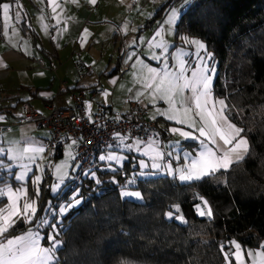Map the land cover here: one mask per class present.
Returning <instances> with one entry per match:
<instances>
[{"label": "trees", "instance_id": "1", "mask_svg": "<svg viewBox=\"0 0 264 264\" xmlns=\"http://www.w3.org/2000/svg\"><path fill=\"white\" fill-rule=\"evenodd\" d=\"M12 1L0 0V4ZM22 23L27 30L25 20ZM2 26L0 8V38ZM175 35L201 39L213 53L215 94L228 105L229 118L245 129L249 152L229 169L190 182L168 175L140 177L138 166L132 167L131 154L116 170L100 166L97 176L84 177L66 192L80 187L83 202L64 213L58 223L56 238L61 244L53 264H225L222 245L224 251L232 248L234 240L247 247L261 245L264 0H194L183 10ZM61 156L62 152L56 158ZM12 171H0V186L20 184L9 174ZM127 186L139 190L143 200L123 198L121 188ZM41 188L44 195L51 196L45 186ZM3 200L6 198L0 203ZM204 201L212 210L211 217L198 213L197 206L205 207ZM27 226L20 218L6 234ZM51 226L43 229L47 245Z\"/></svg>", "mask_w": 264, "mask_h": 264}, {"label": "crops", "instance_id": "2", "mask_svg": "<svg viewBox=\"0 0 264 264\" xmlns=\"http://www.w3.org/2000/svg\"><path fill=\"white\" fill-rule=\"evenodd\" d=\"M136 1L96 0L95 4L90 3L89 0H75V2L54 0V3H50L49 0L5 2L10 5V9L7 35L4 34L6 21L2 10L0 124H9L11 127L7 131L0 132V157H4L0 158V171L13 170L9 174L14 178L22 172L24 175L29 174L32 180L33 175L38 172L37 165L44 163L48 158L46 140L51 137L52 131L46 127H37L33 123L24 122L21 113L22 104L29 102L41 112L47 113L48 105L51 103L63 108L72 106L74 94L77 92L84 93L85 106L90 116L96 112L98 102L125 111L128 108L125 104L126 99H132L144 106L149 115L158 122L162 131L161 139L144 144L135 142L139 144L138 149L128 152L133 155L137 163L138 176L168 175L179 179L181 174L179 170L188 165L192 159L197 158L201 150L200 142L204 138L199 137L195 129L160 115L158 110H167L169 105L161 99H157L154 103L149 102L150 97L144 88L142 77L147 75L148 68L163 71L165 60L169 69L176 71L180 59L187 62L188 70L185 75L190 76L192 69L200 64L197 58L199 51L210 71L211 99L221 100L214 91L217 63L213 53L207 49L206 43L201 39L189 36L176 38L175 34L174 39L171 30L167 29L165 19L155 24V21L150 20L151 18L147 22V13H134L131 9ZM24 20L28 25L27 30L23 29ZM85 29L88 30V35L82 41ZM158 31L161 33L159 37L156 36ZM120 37L123 42L119 44ZM185 39L201 41L206 46L207 52L186 43ZM161 40L167 45L166 52L163 48L154 46ZM117 47L119 59L114 60ZM78 51L82 52L80 58L93 67L92 73L85 77H79L76 70ZM208 53L212 54L211 59H208ZM154 56L160 59H154ZM40 59H43V64ZM123 64H129L127 71H121ZM95 89L100 91L97 98H93L92 95ZM141 92L145 95L137 99V94ZM184 95L190 97L191 93L186 89ZM195 120L199 126V117L196 116ZM231 122L234 123L232 120ZM172 128L189 132L198 138L182 137L178 132H171ZM241 135L246 136L244 133ZM38 147H42L44 151L23 152L25 148ZM157 152L161 154V158L154 160L153 157ZM6 158L9 164L4 165ZM142 160L147 161V168L141 166ZM153 163L160 164V168H153ZM23 168L26 169L23 171ZM52 168L47 164V171ZM18 187L11 183L0 186V192L3 193L0 199L6 198L0 203V209L6 208L11 203L8 199L9 189L15 192L20 206L25 203L27 198ZM207 207H209L208 203ZM14 219L16 222L19 218ZM25 222L29 221L25 220ZM41 226L35 224L32 227L27 226L21 232L0 236V243H5L7 238L23 235L30 230L38 234L41 247L50 248L52 246L45 244L44 236L39 233L42 231ZM54 258L53 253V259L49 264H53ZM243 260L244 264H250L246 258Z\"/></svg>", "mask_w": 264, "mask_h": 264}, {"label": "snow or ice", "instance_id": "3", "mask_svg": "<svg viewBox=\"0 0 264 264\" xmlns=\"http://www.w3.org/2000/svg\"><path fill=\"white\" fill-rule=\"evenodd\" d=\"M49 2L54 3V0H49ZM89 2L95 4L96 0H89ZM0 8L3 10V17L6 21L4 34L7 35L10 5L3 3L0 4ZM53 12H55V8H53ZM17 17H19V13H17ZM174 18L175 11L173 10L172 19ZM45 30L47 29L45 28ZM87 35L88 30L85 29L82 41L87 38ZM160 35L161 33L158 31L156 36L159 37ZM185 42L195 45L198 50L207 52L206 46L199 40L185 39ZM154 46L163 48L165 52L167 51V45L164 44L163 40L155 43ZM211 55V53H208V59H211ZM153 58L160 59L156 56ZM197 58L200 60V64L192 69L190 76L185 75L188 70L186 68L187 62L180 59L176 71H171L165 60L163 71L148 68L147 75L142 77L144 88L150 97L149 102L154 103L157 99H161L169 105L167 110H158L160 115L166 116L168 120L195 129L199 133V137L204 138L200 142L201 150L197 158L192 159L188 165L179 170L181 181L200 180L220 169H228L234 162L244 159V156L250 150L248 139L246 136L241 135L245 132V129L237 127L226 115L228 105L225 101L211 99L209 68L205 63V58L199 55V51L197 52ZM186 89L191 93L190 97H185L184 92ZM143 95L145 93H138L136 98L139 99ZM196 116L200 119L199 126H197L195 120ZM170 131L173 133L178 132L185 138H198L177 128H172ZM43 151L42 147L25 148L23 150L24 153ZM159 158H161V154L157 152L153 159ZM100 159L103 160L105 157L101 156ZM107 159L113 160L118 159V157L109 155ZM140 163L142 167H147L143 161ZM152 167L159 169L160 164L153 163ZM169 171H171L170 166ZM17 179H22V176L17 177ZM39 181L40 177L37 176L36 182L39 183ZM0 195H3V193L0 192ZM124 195L139 197L140 193H124ZM8 199L11 203L6 208L0 209V236H5L9 232V229L15 223L14 218L22 217L24 220L31 221V217L36 213L34 202H25L20 206L15 197V192L11 189H9ZM204 204L206 211L199 210V214L211 217V208L207 207V201H204ZM176 210L179 211V206H176ZM168 216L172 217V213L169 212ZM49 240L52 241V247H41L38 234H34L30 230L23 235L7 238L5 243H0V264H49L59 243L54 235L49 236ZM230 244L232 248L229 251H224V246H221L225 264H233V260H235V264H244L241 245L236 241H231ZM261 249H264V245H261ZM247 255L251 260V264H264V250L249 251Z\"/></svg>", "mask_w": 264, "mask_h": 264}, {"label": "built area", "instance_id": "4", "mask_svg": "<svg viewBox=\"0 0 264 264\" xmlns=\"http://www.w3.org/2000/svg\"><path fill=\"white\" fill-rule=\"evenodd\" d=\"M161 52V51H160ZM82 52H76L75 63L79 77L92 73L93 67L83 61ZM42 64L43 59H40ZM129 64H123L121 71H127ZM99 90H93V98L99 97ZM127 110L120 111L98 102L96 112L90 116L85 106V96L82 92L74 94L72 106L60 107L56 103L48 105L47 113L41 112L29 102L22 104V120L37 127L51 129L52 135L46 140L49 160H55L67 143H72L75 153L74 164L78 166L75 178L71 181L74 188L83 179L86 172L97 170L101 166L100 157L111 150H117L122 145L135 142L147 143L159 140L162 131L158 122L152 118L147 109L138 101L126 99ZM9 124L1 123L0 132L10 129Z\"/></svg>", "mask_w": 264, "mask_h": 264}, {"label": "rangeland", "instance_id": "5", "mask_svg": "<svg viewBox=\"0 0 264 264\" xmlns=\"http://www.w3.org/2000/svg\"><path fill=\"white\" fill-rule=\"evenodd\" d=\"M193 1L194 0H137L136 3L134 4V7L131 10L137 14L147 13L148 14V18L146 19L147 22H149V18H152L155 20V24H158L160 23V21L165 19L167 29L171 30V34H173V38L175 39L174 37L175 29H176L175 24L180 18L183 10L187 7L188 4H190ZM173 10L175 11L174 19H172ZM122 42H123L122 37H120L119 44ZM114 54H115L114 60H118L119 59L118 47L116 49V53ZM138 147H139L138 143H133L129 146L122 145V147L118 150H111L105 154H102L101 156H104L105 159L103 160L100 159L101 169L116 170L120 167H123L124 163L129 159L128 152L133 150L136 151ZM63 150H64L63 156L59 158H55V160L53 161H50L49 158H46L47 160V161L45 160L46 162L44 161V163L38 164L37 165L38 172L36 175H33L32 180L30 179L31 176L29 174L24 175V173L22 172H20L15 177L16 180H20V184L18 185L19 186L18 188L20 189V192H22L26 196L27 199L25 200V202H32V201L36 202L35 203L36 213L31 217V221L26 223L25 220L22 217H20L21 221H23L26 225L31 227L35 224L42 225L41 226L42 231L39 232L41 236H45L46 234V232L43 231L44 226L52 223V226L48 231V236L54 235L56 237V232L58 230L57 226L58 223L61 221L62 213L64 214L68 210L78 207L83 202V198L79 196L80 187L73 190L72 192L66 193L68 190L71 191L70 180L72 181L75 178V175L78 171V166L74 164L75 153L72 144L67 143L64 146ZM109 155L118 157V159L109 160L107 159V156ZM48 156L49 153L47 154L46 157ZM143 162L148 166L147 161H143ZM47 164L50 165V167H53L50 171H47ZM131 164L132 167L137 166V163H135V161ZM58 168L60 169L59 171ZM24 169L26 168H23V171ZM97 174H98L97 170L86 172L84 173L83 178L86 176H90V177L97 176ZM21 176L22 179H17V177H21ZM37 176H39L40 180H42L41 183L36 182ZM128 183H131V180H129ZM43 186H45L46 189H48V191L51 193V196L47 197L46 194L44 195V192L41 188ZM134 192H139L140 196L136 197L131 195H127V196L124 195V193H134ZM121 195L123 198L133 199L137 201L143 200L142 194L139 190L134 188H129L128 186L121 188ZM198 206H197L198 213L199 210H205L204 205L199 204ZM202 216H206V215H202ZM53 218L56 219L52 220ZM179 219L182 218L180 217ZM56 240L59 242L58 244H61L59 239L56 238ZM234 241H236L241 245L242 258L243 259L246 258L247 261L250 262V264H251V260L248 257L247 253L249 251L255 252L258 250H264L261 249V245H264V239L262 240L261 245L259 247H247V246H243L238 240H234ZM48 245L52 246V241H50Z\"/></svg>", "mask_w": 264, "mask_h": 264}]
</instances>
